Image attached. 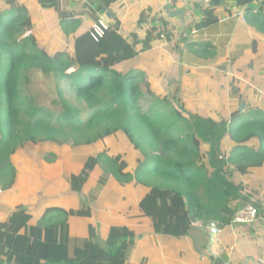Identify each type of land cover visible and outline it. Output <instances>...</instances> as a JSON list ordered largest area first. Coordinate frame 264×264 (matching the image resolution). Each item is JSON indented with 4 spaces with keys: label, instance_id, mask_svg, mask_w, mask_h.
<instances>
[{
    "label": "trees",
    "instance_id": "1",
    "mask_svg": "<svg viewBox=\"0 0 264 264\" xmlns=\"http://www.w3.org/2000/svg\"><path fill=\"white\" fill-rule=\"evenodd\" d=\"M1 1L0 190L11 189L17 181L12 158L19 151L53 142L79 152L78 170H67L65 178L73 191H82L93 180L124 188L132 184L142 193L140 208L156 232L184 236L194 219L233 221L240 206L232 207L233 202L250 200L241 197L238 174L264 167L263 109H236L227 120L203 117L177 104L175 97L150 90L146 72L130 64L155 46L161 34L151 31L132 42L119 19L106 24L102 15L120 0H84L91 24L85 30L82 14L64 9L62 0H36L59 19L64 34L48 49L35 33L27 34L35 25L33 7L23 0ZM224 3L210 0L196 28L208 26L215 19L213 8ZM236 3L245 7L246 20L264 36V0ZM253 43L259 39L254 37ZM32 70L67 78L92 110L87 120L63 96L57 120L40 106L27 105L21 86ZM96 126L100 130L94 133ZM250 202L259 216L262 204ZM73 214L91 217L92 211L51 206L34 221L26 207H16L0 221V264H126L135 244L130 228L111 227L106 244L90 231L83 244L72 247Z\"/></svg>",
    "mask_w": 264,
    "mask_h": 264
},
{
    "label": "crops",
    "instance_id": "2",
    "mask_svg": "<svg viewBox=\"0 0 264 264\" xmlns=\"http://www.w3.org/2000/svg\"><path fill=\"white\" fill-rule=\"evenodd\" d=\"M209 2L120 0L115 3L111 11L121 21L123 33L130 41L145 39L151 31L154 35L161 34L155 39L156 45L140 53L130 66L136 62L139 67L140 58L148 56V64L143 62L140 69L146 72L150 90L175 97L186 109L203 117L227 120L236 109L264 110V36L250 26L245 7L239 6L237 0H225L223 5L214 7L212 18L215 19L204 28H196L209 9ZM253 5L258 7L259 2ZM86 26L85 23L82 28ZM254 37L259 39L257 45L253 43ZM150 54L156 58L152 60ZM238 175L242 199L247 196L250 198L247 202L257 200L262 204V213L252 223L194 219L188 235L159 233L151 217L140 208L141 195L134 196L135 187L131 184L124 188L112 182L118 203L108 206L118 208L116 218L122 221L114 223L94 220L92 216L70 215L72 247L83 244L90 231H94L100 243L106 244L111 227L127 226L134 233L135 244L127 253L126 264H264V167L249 175ZM109 183H92L90 188L104 194L101 188ZM55 185L56 190L51 194L45 188L37 193L29 188L19 192L21 183L17 178L11 189L0 190V221L20 205L34 215V221L51 206L66 210L89 208L93 212L95 204L87 206L86 194L98 199V193H84L86 186L76 192L69 185ZM242 203V200L233 202L232 207L237 204L241 207ZM104 216L110 217L109 212ZM213 221L219 231L211 243ZM91 224L94 229H90Z\"/></svg>",
    "mask_w": 264,
    "mask_h": 264
},
{
    "label": "rangeland",
    "instance_id": "3",
    "mask_svg": "<svg viewBox=\"0 0 264 264\" xmlns=\"http://www.w3.org/2000/svg\"><path fill=\"white\" fill-rule=\"evenodd\" d=\"M36 2V0H23L25 5H29L30 8L33 7L31 14L34 17L35 25L33 30L29 31L27 34L35 33V35L39 37L40 45L48 49L54 43L57 44L59 40L63 39L64 34L62 35L60 32L59 19L51 13L45 12V10ZM0 4L2 8L4 3L1 0ZM62 6L64 9H70L82 14L87 24L86 27H81L82 30L91 27V24L88 22L87 14L85 13L88 10L84 0H62ZM108 13H110L108 16L106 14L102 15L103 21L106 24L114 23L116 20V17L113 16L114 12L110 10ZM137 41L140 40L138 39ZM66 44L68 46V43ZM147 57L148 56L140 58L137 62L139 67L136 66V62H133V68L140 69L144 63L148 64ZM149 57H151L152 60L156 58L155 54H150ZM158 65L159 64H156V66ZM75 69L76 67H73L69 72L74 71ZM21 91L23 100L27 105L40 106L45 111L51 112L55 118L53 120H57L56 118L62 113L63 108L60 105L62 96L68 100V103L73 108L80 110V117L82 119L87 120L92 113L88 103L77 96L76 91L70 87L69 80L64 77L59 78L53 74L47 75L40 71L32 70L28 72L27 79L21 86ZM176 103L180 104L178 100ZM92 130L96 133L100 130V127L96 126ZM12 161L16 170L17 178L21 183V187L18 188L19 192L25 191L29 188L37 193L42 188H45L47 194L55 192V184L57 183H62L67 187V183L65 182L67 170L77 171L81 164L79 152L77 150L74 149L71 151L69 148H66L65 145L61 146L53 142H44L27 147L26 149L19 151L12 158ZM92 183H97V181H91L90 184L86 186L87 188L84 193H98V199L86 194L87 206L95 204L92 212L93 219L111 221L114 223L121 222V219L116 218L118 208H111L108 206L112 204L116 205L118 203V200L116 199L117 194L113 192L115 189V183H109L108 186L102 187L101 189L105 191L104 194L100 191L91 189L90 187L92 186ZM133 191L136 198H139L140 195H142L138 189H134ZM125 195H128V193L125 192ZM107 212H109L110 217L104 216ZM99 223L102 224L103 222L99 221ZM96 227L102 228L100 226Z\"/></svg>",
    "mask_w": 264,
    "mask_h": 264
},
{
    "label": "built area",
    "instance_id": "4",
    "mask_svg": "<svg viewBox=\"0 0 264 264\" xmlns=\"http://www.w3.org/2000/svg\"><path fill=\"white\" fill-rule=\"evenodd\" d=\"M206 2L210 0H204ZM102 24L105 26L106 24L102 22ZM96 27V26H95ZM97 30H100L99 27H96ZM258 217V209L257 207L252 203L248 202L243 204L241 207H239L236 211V215L233 219V223H252L256 220Z\"/></svg>",
    "mask_w": 264,
    "mask_h": 264
},
{
    "label": "water",
    "instance_id": "5",
    "mask_svg": "<svg viewBox=\"0 0 264 264\" xmlns=\"http://www.w3.org/2000/svg\"><path fill=\"white\" fill-rule=\"evenodd\" d=\"M110 13H106V15L108 16ZM211 234H210V236H211V239H210V241H211V243H213V241H214V239H215V235L218 233V231H219V227H218V225L216 224V222H212L211 223Z\"/></svg>",
    "mask_w": 264,
    "mask_h": 264
}]
</instances>
